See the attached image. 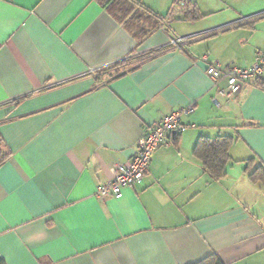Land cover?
<instances>
[{"label":"crops","instance_id":"0c3cea01","mask_svg":"<svg viewBox=\"0 0 264 264\" xmlns=\"http://www.w3.org/2000/svg\"><path fill=\"white\" fill-rule=\"evenodd\" d=\"M217 1L196 21L150 5L162 25L135 35L98 0H0V264H264V80L228 103L206 75L264 54V0ZM190 107L141 182L96 195ZM219 136L232 160L214 180L195 147Z\"/></svg>","mask_w":264,"mask_h":264},{"label":"built area","instance_id":"2783aa9c","mask_svg":"<svg viewBox=\"0 0 264 264\" xmlns=\"http://www.w3.org/2000/svg\"><path fill=\"white\" fill-rule=\"evenodd\" d=\"M251 19L252 17L244 18L242 21ZM189 40V37L174 38L171 41V45L179 46ZM129 58L124 59V61ZM112 68L113 64L104 63L101 66L91 68L88 71V75L99 76ZM206 75L214 82L218 95L223 97L228 103L233 102L245 84L258 79L264 80V54L258 55L253 66L248 69L237 67L222 68L219 64H210L207 67ZM214 102L220 107L217 100H214ZM193 112L194 109L192 107L181 109L164 116L152 127L146 129L138 141L137 153L127 163L119 164L114 168L113 178L110 182L100 185L96 195L99 197L105 195L117 196L125 188L133 187L141 182L149 171L154 153L161 147L170 145V136L180 135L186 131L182 117Z\"/></svg>","mask_w":264,"mask_h":264},{"label":"trees","instance_id":"16d2710c","mask_svg":"<svg viewBox=\"0 0 264 264\" xmlns=\"http://www.w3.org/2000/svg\"><path fill=\"white\" fill-rule=\"evenodd\" d=\"M121 22L128 21L130 25L128 26L134 34H143L151 30H155L162 25V19L156 17L151 21L152 16L149 15L150 12L136 3L135 0H98ZM176 8H181L184 16V21H196L201 18L198 8L190 0H176ZM148 20V23H145ZM147 24V26H145ZM142 26V27H141ZM138 57V56H137ZM140 57V56H139ZM129 58L124 63L130 61ZM122 62V63H123ZM114 68V67H113ZM112 68V69H113ZM111 69V70H112ZM110 71V70H109ZM108 72V71H106ZM105 73V72H104ZM261 82V81H260ZM258 82V85L264 89V82ZM260 83V84H259ZM233 143L231 137L219 136L214 139L211 138H201L196 147L195 155L201 160L204 170L214 179L220 180L225 177L227 173V166L231 162L230 148ZM262 175L257 172L253 175L255 180L261 179L264 181V172ZM196 264H224L222 260L216 256L211 255L204 259L203 261Z\"/></svg>","mask_w":264,"mask_h":264},{"label":"rangeland","instance_id":"374dc122","mask_svg":"<svg viewBox=\"0 0 264 264\" xmlns=\"http://www.w3.org/2000/svg\"><path fill=\"white\" fill-rule=\"evenodd\" d=\"M176 0H142V4L146 6V8L148 10H150L151 12H153L152 7L155 6L156 7V12L159 13H155L157 16H159L160 18L164 19L168 16V12L172 6V4H175ZM194 1L193 4L198 5V8L200 7V9L202 10V12L208 14L209 8L214 9L212 6L213 4H215V7L218 4L217 0H192ZM149 4V5H146ZM152 7H151V6ZM254 15V14H253ZM246 17V16H245ZM243 17V18H245ZM203 20H207L208 21V17H205V19ZM88 74V72H87Z\"/></svg>","mask_w":264,"mask_h":264}]
</instances>
